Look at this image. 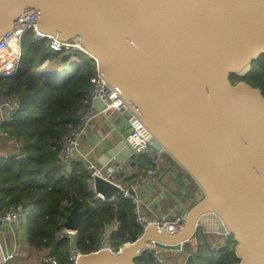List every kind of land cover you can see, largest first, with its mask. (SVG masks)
I'll use <instances>...</instances> for the list:
<instances>
[{
	"label": "water",
	"instance_id": "95a60500",
	"mask_svg": "<svg viewBox=\"0 0 264 264\" xmlns=\"http://www.w3.org/2000/svg\"><path fill=\"white\" fill-rule=\"evenodd\" d=\"M31 11L40 33L79 43L128 108L124 117L202 194L178 235L151 224L118 252L97 250L77 264H136L151 241L183 252L199 229L233 237L237 264H264V96L231 80L264 55V0H0V38ZM136 148L118 135L99 164L118 179L129 164V178ZM95 191L108 202L121 194L102 177ZM87 213L73 209L64 227L78 230Z\"/></svg>",
	"mask_w": 264,
	"mask_h": 264
},
{
	"label": "trees",
	"instance_id": "16d2710c",
	"mask_svg": "<svg viewBox=\"0 0 264 264\" xmlns=\"http://www.w3.org/2000/svg\"><path fill=\"white\" fill-rule=\"evenodd\" d=\"M22 46L18 73L0 79V96L20 101L21 105L13 119L4 121L0 127L9 135L7 139L14 138L22 145L26 157L25 162H20L0 156V216L12 205H21L24 209L31 207L25 220L28 247L48 250L60 264H67L69 242H59L57 235L73 209L88 210L78 229L79 249L84 254L97 251L99 234L110 226L112 247L118 252L142 233L135 223V205L123 197L95 205L84 165L74 162L67 170L58 158L61 138L76 126L80 113L87 106L96 62L80 52L54 54L48 41L36 42L33 34L25 36ZM72 58L78 60L80 68L55 86L44 84L36 73L47 62L66 65ZM231 80L260 89L264 96V55L252 63L249 74L242 78L232 76ZM2 144L0 139V146ZM151 164L148 169L154 167L152 161ZM65 201L69 207L62 206ZM225 239L214 253L204 244L193 248L187 245L185 251L192 255V264H237L236 243L233 237ZM136 264H153L152 256L146 251Z\"/></svg>",
	"mask_w": 264,
	"mask_h": 264
},
{
	"label": "built area",
	"instance_id": "2783aa9c",
	"mask_svg": "<svg viewBox=\"0 0 264 264\" xmlns=\"http://www.w3.org/2000/svg\"><path fill=\"white\" fill-rule=\"evenodd\" d=\"M38 13L31 11L25 13V16L19 18L13 25L11 31L0 38V79L9 78L15 76L21 64L23 57L22 43L23 39L28 34H33L34 41H48V46L52 53H63V54H75L83 53L81 46L77 41L63 42L58 41L54 37L46 36L39 32L37 29ZM84 54V53H83ZM70 66H65L58 63L56 67V77L58 80L67 79L70 75L75 73L80 68V63L77 59L72 58L69 63ZM71 68L69 73L68 68ZM49 70L51 69V63H45L38 72L43 73L45 77L48 76ZM102 73L100 72L97 64L95 67V74L91 80L92 86L88 93V99L86 101V108L80 113L77 120L76 126H74L70 131H68L60 140V148L58 152V158L61 164L70 170L74 162H80L86 168L89 177L87 180V185L89 190L93 192L95 205L99 203L108 202L105 197L95 191V178L102 177L107 181L117 185L121 189V194L113 198L110 202H114L119 197L131 200L135 205L134 217L136 225L144 233L149 225L155 224L163 233L171 232L170 236H175L184 230L187 223V214L185 212H179L173 217L159 218L152 212H143L140 208V199L138 198L137 192L139 189L143 188L145 183L154 180L160 171V161L164 154L155 152L151 147L148 146L146 139L143 136L140 128H137L132 120H128L130 126V136L134 139L139 148L135 149V153L141 156L144 153L154 154L152 169L145 171L141 176L133 179L130 182L122 183L123 178L126 174L131 171L129 164L123 166V168H117L119 174L122 173L121 178H114L111 173L115 171L109 164L106 166L98 165L90 157V152L84 151L82 149L83 139L87 136L89 128L93 119L100 117L103 119H110L114 115H123L125 111L128 110L126 105L117 97L113 90L108 86V84L103 80ZM98 101H103L105 107L99 110L96 107ZM17 100L8 99L4 96H0V126L4 121L12 120L18 110L19 106ZM9 138V135L1 130L0 127V139ZM15 144L14 151L11 154L5 155L6 159L16 158L17 160L25 159L26 155L23 151L22 145H20L14 138L12 140ZM108 172V174L106 173ZM109 171H111L109 173ZM124 172V174H123ZM129 189H133L136 196H132L129 193ZM62 206L64 208L69 207L68 202H63ZM24 208L21 205L10 206L1 216H0V236L4 238V245L0 237V252L4 264H12L17 258L18 252L24 247H26V236L22 238V229H16V225L22 223ZM185 219V220H183ZM141 233V234H142ZM13 234L15 236L16 244L11 250L7 246L6 236ZM25 235V234H24ZM78 237L79 230H68L63 226V230L57 235V240L59 242L68 241V264H77V259L85 255L78 247ZM99 247L98 250H107L109 252H115L112 247L111 242V227L107 226L99 234ZM22 242L21 249L19 248V243ZM126 245V244H125ZM124 245V246H125ZM150 247L154 250L150 251V255L153 259V264H167L165 255L169 252L174 253L167 246L159 247L155 241L148 243ZM146 252V251H145ZM188 256V255H187ZM40 264H60L56 257L52 255H47L41 259Z\"/></svg>",
	"mask_w": 264,
	"mask_h": 264
},
{
	"label": "crops",
	"instance_id": "0c3cea01",
	"mask_svg": "<svg viewBox=\"0 0 264 264\" xmlns=\"http://www.w3.org/2000/svg\"><path fill=\"white\" fill-rule=\"evenodd\" d=\"M53 64L51 63V69L55 70L57 66H53ZM51 74L52 72L49 70L48 76ZM130 129L128 119L124 115L116 114L110 119L97 117L91 122L89 132L83 139L82 149L90 152L91 159L100 165L99 160L102 159L109 145L118 139V135H130ZM140 159H142V166H137L135 171L137 174H133L129 178L126 174L122 183L130 182L147 171L152 165L151 161L153 163L154 154L144 153ZM106 173L108 174L107 171ZM137 195L140 199L141 210L143 212L150 211L159 218H171L179 212L188 213L191 207L202 198L200 190L196 189L188 176L165 156L160 161V171L157 177L145 183ZM176 264L181 263L177 261Z\"/></svg>",
	"mask_w": 264,
	"mask_h": 264
},
{
	"label": "rangeland",
	"instance_id": "374dc122",
	"mask_svg": "<svg viewBox=\"0 0 264 264\" xmlns=\"http://www.w3.org/2000/svg\"><path fill=\"white\" fill-rule=\"evenodd\" d=\"M53 66H58L57 63L53 64ZM65 66H70L69 64H66ZM54 69V68H53ZM71 68H68L69 73L71 72L70 70ZM39 70L36 71L37 75L39 76V78L41 79V81L44 84H47L49 86H55L58 83V79L56 77V70H51L52 74L51 76H47L45 77V75L43 73L38 72ZM2 139V145L0 146V156H4L7 154H11L14 151V142H12L10 139L7 138H1ZM137 174V173H135ZM137 178V177H136ZM135 178V179H136ZM31 211V207H28L26 209H24L23 212V221L22 223L16 225V229H22V232L25 234H23L22 238H24L25 236H27L26 234V227H25V220L27 215L30 213ZM216 234H207L205 232V230L203 229H199L196 233V235L194 236V238L190 241V243L188 244V246L192 247L194 245H205L209 247V250H212V253L216 252L219 250V248H221L224 244V241L226 240L225 238H218L216 237ZM1 237V241L4 245V238L3 236ZM25 239V238H24ZM16 239L15 236L13 234H9L6 236V242H7V246L12 250L14 248V245L16 244ZM22 242L19 243V248L21 249L22 247ZM190 249V248H189ZM50 255L49 251H38V250H32L28 247V243H27V239H26V247L22 248L19 252H18V256L17 258L13 261L12 264H40V261L42 258H44L45 256ZM165 258L167 260V264H176V262H180L181 264H185V257L183 256V254H181L180 252H176V253H167L165 255ZM68 264V263H67Z\"/></svg>",
	"mask_w": 264,
	"mask_h": 264
},
{
	"label": "flooded vegetation",
	"instance_id": "af4514ba",
	"mask_svg": "<svg viewBox=\"0 0 264 264\" xmlns=\"http://www.w3.org/2000/svg\"><path fill=\"white\" fill-rule=\"evenodd\" d=\"M216 237L226 238V236H219V235H217ZM180 253L183 254L184 257H187V255H191L190 253H187V251H185V250L183 252H180Z\"/></svg>",
	"mask_w": 264,
	"mask_h": 264
},
{
	"label": "bare ground",
	"instance_id": "6f19581e",
	"mask_svg": "<svg viewBox=\"0 0 264 264\" xmlns=\"http://www.w3.org/2000/svg\"><path fill=\"white\" fill-rule=\"evenodd\" d=\"M174 253H176V252H174Z\"/></svg>",
	"mask_w": 264,
	"mask_h": 264
}]
</instances>
